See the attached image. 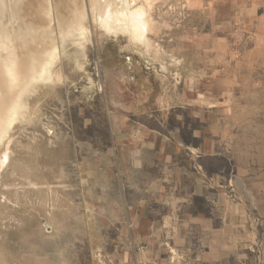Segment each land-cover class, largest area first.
<instances>
[{
    "label": "rangeland",
    "instance_id": "rangeland-1",
    "mask_svg": "<svg viewBox=\"0 0 264 264\" xmlns=\"http://www.w3.org/2000/svg\"><path fill=\"white\" fill-rule=\"evenodd\" d=\"M126 123L219 142L183 205ZM0 264H264V0H0Z\"/></svg>",
    "mask_w": 264,
    "mask_h": 264
},
{
    "label": "crops",
    "instance_id": "crops-1",
    "mask_svg": "<svg viewBox=\"0 0 264 264\" xmlns=\"http://www.w3.org/2000/svg\"><path fill=\"white\" fill-rule=\"evenodd\" d=\"M122 126L124 127L120 136L115 139L117 145L121 147L122 168H124L123 170L121 168V171L131 174L148 172L163 174L165 177L154 180L149 190L154 191L160 200L168 197L173 206L183 205L187 199L197 193V185L200 181L203 183L205 181V172L198 165L191 168L192 170L186 166L185 154L192 159L198 158L196 157L198 154L201 155L199 158L214 156L219 147L217 140L202 137L194 130L191 131L187 124L179 125L177 132L171 136L141 130L132 134L130 131L132 129L127 123ZM191 145H196V149L190 148ZM191 174L201 177L192 188H189L185 180ZM168 184H172V187Z\"/></svg>",
    "mask_w": 264,
    "mask_h": 264
},
{
    "label": "bare ground",
    "instance_id": "bare-ground-1",
    "mask_svg": "<svg viewBox=\"0 0 264 264\" xmlns=\"http://www.w3.org/2000/svg\"><path fill=\"white\" fill-rule=\"evenodd\" d=\"M138 12H140V13L143 14V15L146 14V13L144 12V9H141V8L138 9L137 12H135V13L133 14L134 16H132V18H130V19H131V23L135 22V19H136V18H135V17H136L135 14L138 13ZM128 22H129V21H128ZM142 28H143V31L145 32V30H146L145 25H143ZM28 63H29V62H28ZM28 63H26V64H27L26 67L24 66L27 70H29V69L31 68V65H28ZM21 68H22V67H21ZM31 69H33V67H32Z\"/></svg>",
    "mask_w": 264,
    "mask_h": 264
}]
</instances>
